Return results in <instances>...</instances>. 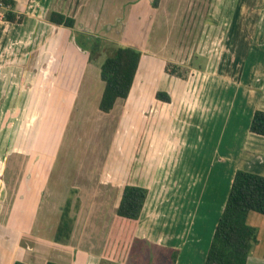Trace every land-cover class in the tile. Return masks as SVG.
Returning a JSON list of instances; mask_svg holds the SVG:
<instances>
[{
	"label": "rangeland",
	"instance_id": "1",
	"mask_svg": "<svg viewBox=\"0 0 264 264\" xmlns=\"http://www.w3.org/2000/svg\"><path fill=\"white\" fill-rule=\"evenodd\" d=\"M229 1L232 4H229ZM234 1L237 0H160L158 7L154 9L151 6L152 0H141L139 14L146 18L140 25H143L144 30L148 28L146 34L141 33L142 37L139 40L145 42L144 49L146 51L153 46L151 50L155 51L157 58L152 59L148 54L143 56L139 71L147 70L148 66L144 67V65L148 63H151L149 65H152L153 70L150 77L147 78V82L143 78L136 82V87L143 86L140 100L138 102L133 100V86L128 98L120 100L109 116L100 113L97 105L83 102L85 98L83 100V96H80L79 101H75L69 110L51 114L46 117L44 123H41L37 117L40 116V111L33 114L27 108L23 110L24 96L15 95L17 89L13 93L15 82L19 83L18 80H5L1 77L0 221L6 220V213L10 206L14 205L15 208L22 209L18 196L24 189L27 173L29 174L28 183H30L29 181L34 185H39V182L43 183L46 198L51 196L54 200L51 206L54 202L56 206L63 208L66 203L64 199L68 198L65 195H68L66 193L69 192L64 191V188L76 187V185L86 188L96 187L106 183V180L114 187L105 192L112 196L111 200H116L119 186L125 183L126 177L127 179L130 177L131 182L141 185L142 188L157 184L160 185L159 190L163 186L167 189L173 187L175 190L180 185L185 189L179 193L188 195L193 202L197 199L200 201L203 197L197 217L206 218L207 208L215 201V198L211 199V197L215 194L219 195L218 189L212 187L215 174L221 171V168H225L226 164H229L227 156L231 158L233 154H227L225 151V149L230 151L234 145L225 142L228 129L235 119L242 118V114H238V111L227 110V106L224 105L225 95L220 93L212 95L209 92H206L205 95L188 96L193 100L190 103L187 102L189 105H185L184 112L178 113L177 96L172 100L171 97L170 105H166L162 101L155 100L153 90L163 87V83L169 77L173 79L174 83L177 80L185 86L189 81L195 86V78L194 80L189 78L191 70L204 72L211 69L209 67L211 55L217 50L215 42L218 41L219 47L224 44L230 23V9L234 7ZM123 2L125 3L124 18H127L131 12V8L130 11L126 10L130 5V0H123ZM255 7L258 10L257 16H259L256 20L258 30L255 38L264 39V12L261 13L263 7L258 4ZM102 10V16L109 20L111 17L109 9L104 6ZM246 15H250L249 9ZM147 16H150V19ZM3 18L0 17V23L4 21ZM250 29L246 31L245 25H242L238 30L242 37L243 34L249 35ZM236 33L238 32L232 31V39L235 38ZM102 34L108 37L95 44V59L89 60V63H95V67L98 62L103 61L104 56L123 43V40L120 39L122 35H115L109 31H103ZM163 45H166L167 55L158 49ZM147 46L150 47L147 48ZM0 54L3 55V51ZM162 61H166L164 66L167 64L177 66V71L181 76L167 74L165 67L162 66L164 63ZM180 61L183 64H177ZM70 65H72V60H69L67 64L63 63L60 66V71L63 70L62 68L67 71V66ZM87 73V69L76 71L74 75L76 95H79L84 87L89 90V93L94 89L96 95L101 90L102 87L95 82L93 87H90L92 79L89 80ZM89 76L96 78L97 71H91ZM202 82L199 81L196 84L197 87H200ZM23 87L27 89L26 86ZM161 89L163 88L159 90L162 91ZM219 101L221 102L218 108ZM20 103L22 104L19 105ZM14 104H16L15 107ZM7 108L9 111H6ZM176 113L181 114L179 119ZM9 122L13 123L12 128H9ZM227 124L229 126L226 130ZM38 125H41L40 133L43 135H45V131L50 130L48 135L51 136L52 143L47 144L49 147L46 145V148L41 147L39 150L36 148L38 143H35L32 144L35 147L29 150V144L34 141L32 134L36 135ZM8 131L12 132V139L19 138V135L22 134L20 138L25 143L20 144L22 148L16 149L19 153L14 151L15 153L7 155L5 159L3 140L9 138V136L4 137V135H8ZM223 131H225V135ZM13 134H15L14 138ZM27 135L30 136V142L26 141ZM38 151L41 156L36 158ZM104 169H106L107 175L103 173ZM38 170L39 172L44 171L46 174L36 176ZM13 171L15 174H12ZM100 176L102 180H100ZM86 178L90 182L86 181ZM148 178L150 180L156 178L158 183L151 181L152 184H150ZM99 189L100 192L103 191L102 188ZM53 190H56V193ZM156 190L151 193L152 196ZM70 193L73 196L77 195V191ZM96 199V204H94V207L97 206L94 209L96 214L91 217L90 234L87 236L86 244L81 249L78 248L82 254L86 255L89 252L96 254L100 257V264H174L178 256L180 259L178 251L171 249V246L143 238L142 225L139 220L129 221L112 215L111 211L116 204L114 200L111 202L102 196H98ZM45 203L46 201H44V205ZM51 206L50 208L40 207L42 210L38 212L37 223H30L32 218L29 217L28 230L33 232L36 228L40 236L46 238L53 236L54 227L59 217L56 206L52 208ZM76 206H79L78 202ZM34 209L38 208L32 210ZM48 209L52 215L46 218L45 212ZM190 209L185 205L184 209H181L182 214L179 209L173 219L182 222L186 217L185 212ZM45 219H49L48 223H44ZM185 223L189 222L185 219ZM248 223H255V225L252 224V227L260 231V239L263 243L259 242L260 245L256 244L254 248H257V253H261L258 250L260 247L264 248V225L259 219L257 222L249 219ZM152 225H156V222L153 221ZM93 228L99 230L100 236L95 237L98 233L92 232ZM87 230L89 232V225ZM185 231L188 233V229ZM173 252H176L175 256L172 255ZM174 257L175 259H173Z\"/></svg>",
	"mask_w": 264,
	"mask_h": 264
},
{
	"label": "crops",
	"instance_id": "2",
	"mask_svg": "<svg viewBox=\"0 0 264 264\" xmlns=\"http://www.w3.org/2000/svg\"><path fill=\"white\" fill-rule=\"evenodd\" d=\"M12 1L15 3L14 12L21 18L18 23L7 21L0 23V52L3 51V55L0 54V78L18 80L19 83L16 84L15 82V88L12 91L14 93V90L17 89L14 94L24 96L22 103L26 107L24 106L23 110L27 108L33 114L36 111H40V116L37 117L41 123H44V120L49 115L69 110L75 101H79L80 96H83V100L85 98L83 102H87V104L90 102L94 106L97 105L98 109L104 88V83L100 80L99 70L106 56H104L102 62H98L97 67H95V63H89V60H93L90 56L95 42L99 43L100 40L108 37L102 34L103 31L122 35L120 39L123 40V43L119 44V46L131 47L140 51L139 65L131 87L132 90L134 86L133 100L137 102L140 100L143 94V86L136 87V82L141 78L147 82V78L150 77V73L153 70L152 65H149L151 63H148L144 65V67L148 66L147 70L142 68L143 70L139 71L143 56L148 54L152 59L157 58L155 51L151 50L153 46L146 51L144 49L145 42L139 40L142 37L141 33L143 35L146 34L148 28L144 30L143 25H140L146 18V16L143 17L139 14L141 0H130V5L126 10L130 11L129 9L131 8L130 16L132 18L130 16L124 18L125 3L123 0H78V2H76L77 0ZM229 4H232V2L229 1ZM257 4L263 7V11H261L263 13L264 0L234 1V7L230 9V23L224 44L219 47L218 41L215 42L217 50L211 55V65L209 66L211 69L204 72L191 70L189 74V78H193V80L195 78V86L189 81L188 85L185 86L177 80L174 83L173 79L169 77L163 83V87H154L155 89L153 90L156 101H159L156 99L157 92L166 93L169 98L172 97L171 100L177 96L179 102L177 104L179 106L178 113L184 112L185 105H189L188 103L193 100V98L188 96L205 95L206 92H209L212 95L219 93L225 95L224 105L227 106V110L238 111V114H242V118L235 119L230 129H228V136L225 142L233 143L234 145L230 151L228 149H225V151L227 154H233L231 158L227 156L228 165L222 163L227 169L223 167L221 171L215 174L212 187L216 190L218 189L219 195L215 194V196L211 197V199L215 198V201L207 208L206 218L197 217L203 197H201L200 201L197 199L193 202L188 195L179 193L182 189H185L181 188L180 185L175 190H173V187L167 189L165 186L159 190L160 185L157 184L152 187L151 185L144 187L148 189L149 194L138 219L142 225L141 234L145 239L148 238L150 241L162 243L165 246H171L170 248L173 250H177V254H180V259L182 260L177 255L178 258L175 259L174 264H204L215 225L224 207L233 175L237 169L264 176V138L249 132V124L253 112L255 110L264 111V39L255 38L258 30L256 20L259 18L257 16V7H255ZM104 6L109 9L111 16L109 20L102 16ZM248 9L251 16L246 15L248 14ZM50 12H59L65 16L72 17L74 19L73 28H65L49 23L47 18ZM147 17L150 19V16ZM242 25H245L246 31L251 28L249 35L243 34L241 37L239 30ZM236 26L237 29H235ZM234 30L238 33L232 39L231 33ZM149 47L147 46V48ZM158 49L162 50L163 54H168L166 45ZM69 60H72V65L67 66V71H64L65 68L60 71V66L63 63L67 64ZM186 61L188 60L186 59ZM165 62L162 64L163 68L165 67ZM177 64H183V62L180 61ZM84 69L88 70V78L93 81H91L90 87H93L94 82L102 87L97 95L94 89L89 93L86 87L81 90L79 95H76L74 75L76 71L80 72ZM93 70L97 71L96 78L89 76ZM199 81L203 82L200 87H197L196 84ZM142 84L144 83L142 82ZM23 86H26L27 89ZM160 88H163L161 89L162 91L159 90ZM119 101H116L109 113H102L99 109L98 111L103 115L109 116L117 107L116 105H118ZM220 102L218 108L220 107ZM165 104L170 105V102ZM15 106L16 104H14ZM19 107L21 108V106ZM6 111H9V109L7 108ZM178 113L176 115H178L179 119L181 114L179 115ZM13 126V123L9 124V128ZM228 126V124L225 126L226 130ZM40 127L41 125H38L35 132L36 135L32 134L34 141L29 144V150L35 147V145H32L35 143H38V146L36 145L38 150L41 147L44 149L47 144L52 143L51 136L48 135L50 130L45 131V135H43L40 133ZM11 133L8 131V135H4V137L9 136V138H4L3 140L5 143V159L7 155L14 151L19 153L16 149L22 148L20 144L25 143L20 138L22 134L19 135L20 139L14 138L15 134H13L14 139H12ZM29 137L27 135V142H30ZM47 147L49 146L47 145ZM36 155V158L41 156L39 151ZM39 170L36 176L46 174L44 171L39 172ZM105 171L106 169H104L103 173ZM12 174H15V171ZM28 176L29 174L27 173L24 189L18 196L22 209L15 208L14 205H12L13 207L10 206L6 213V220L0 221V264H12L14 261H21L26 264H46L48 261L60 264H100V257L96 254L89 252L84 255L78 250V248L81 249L86 244L87 236L90 234L91 217L96 214L94 211L97 207H94L97 201L96 198L102 196L111 202L114 200L116 204L114 209L112 208L111 214L115 215V209L122 191L121 188L127 184L142 187L131 182L130 177L129 179L126 177L125 183L119 186L116 200H111L112 196L105 192L112 190L114 187L107 180L106 183L96 187L90 186V188H86L82 185H76V187L64 188V191H69L66 193L68 195H65L68 198L64 199V201L69 203L71 232L68 241L56 243L54 235L66 203L64 202L63 208H61L62 206H56L54 202L51 206L54 200L51 196L46 198L43 191V183L40 184L39 182V185H34L31 181L28 183ZM101 176L100 180H102ZM83 179L85 180V178ZM86 181H88L87 178ZM151 181L152 183H158L156 178L151 180L148 178V182L150 183ZM4 185L6 191V183ZM99 188H102L103 191L100 192ZM155 190L156 193L152 196L151 193ZM53 191L56 193V190ZM72 191H77V195H71L70 192ZM44 201H46L45 205ZM77 202L79 204L78 207L76 206ZM185 205L191 209L193 208L185 212V219L189 222L187 224L185 219L182 222L173 219L179 209L180 214H182L181 209L183 210ZM41 206L47 208L56 206L55 208H57L59 219L56 226L54 225V233L51 238L40 236L36 228L33 232L28 230L29 217L32 218L30 223H37L38 212L42 210ZM33 208L38 209L32 210ZM49 211L48 209L45 212L46 218L52 215ZM250 213L247 215L248 225H255V223H248L249 219H252L253 222H257V219H259L264 225V216ZM48 221L49 219H45L44 223H48ZM153 221L156 222V225H152ZM88 225L89 232L87 230ZM185 227V230L188 229V233L184 230ZM256 230L257 244L260 245L263 242L260 239V231ZM151 231L152 234H150ZM92 232L98 233L95 237L100 236L99 230L93 228ZM185 240L186 242H184ZM258 251L261 253H257V248H253L246 264H264V248L260 247Z\"/></svg>",
	"mask_w": 264,
	"mask_h": 264
},
{
	"label": "trees",
	"instance_id": "3",
	"mask_svg": "<svg viewBox=\"0 0 264 264\" xmlns=\"http://www.w3.org/2000/svg\"><path fill=\"white\" fill-rule=\"evenodd\" d=\"M9 9L4 13V21L18 23L20 16L14 12L15 3L12 0H0ZM160 0L152 1V8H157ZM48 22L65 28H73L74 19L59 12H50ZM97 44V41L95 42ZM94 44V46H95ZM96 55V48L91 51V59ZM140 51L117 46L100 65L99 76L104 88L98 104L102 113H109L117 100H125L138 69ZM166 73L181 76L178 67L167 64ZM156 99L165 103L170 102L164 92H157ZM249 132L264 138V111L255 110L249 124ZM148 191L133 185L122 188L115 215L119 218L137 221L140 218ZM257 213L264 216V176L245 170L237 169L233 175L228 195L217 220L208 247L204 264H246L252 249L257 244V230L247 224V215ZM71 232V218L69 203L62 210L58 226L54 235L56 243L68 241ZM176 252H173L175 256ZM175 259V257L173 258ZM12 264H26L14 261ZM46 264H60L52 261Z\"/></svg>",
	"mask_w": 264,
	"mask_h": 264
},
{
	"label": "built area",
	"instance_id": "4",
	"mask_svg": "<svg viewBox=\"0 0 264 264\" xmlns=\"http://www.w3.org/2000/svg\"><path fill=\"white\" fill-rule=\"evenodd\" d=\"M9 9V7L5 6L1 1H0V17L2 18L4 13Z\"/></svg>",
	"mask_w": 264,
	"mask_h": 264
}]
</instances>
